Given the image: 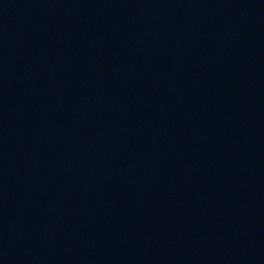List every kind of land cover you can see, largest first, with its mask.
<instances>
[{"label": "water", "instance_id": "water-1", "mask_svg": "<svg viewBox=\"0 0 264 264\" xmlns=\"http://www.w3.org/2000/svg\"><path fill=\"white\" fill-rule=\"evenodd\" d=\"M0 264H264V0H0Z\"/></svg>", "mask_w": 264, "mask_h": 264}]
</instances>
